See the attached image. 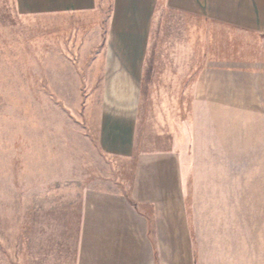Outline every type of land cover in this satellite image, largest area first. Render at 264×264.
Segmentation results:
<instances>
[{"label": "rangeland", "instance_id": "rangeland-1", "mask_svg": "<svg viewBox=\"0 0 264 264\" xmlns=\"http://www.w3.org/2000/svg\"><path fill=\"white\" fill-rule=\"evenodd\" d=\"M109 2L33 16L0 0V264H76L85 193L127 188L99 143ZM211 29L159 4L135 149L180 156L195 264H264V136L214 137L191 104L209 50L253 62L264 39Z\"/></svg>", "mask_w": 264, "mask_h": 264}, {"label": "crops", "instance_id": "crops-1", "mask_svg": "<svg viewBox=\"0 0 264 264\" xmlns=\"http://www.w3.org/2000/svg\"><path fill=\"white\" fill-rule=\"evenodd\" d=\"M159 4L208 22L212 31L264 39V0H110L99 143L107 157L131 171L124 190L85 193L76 264H195L180 156L135 149L140 89ZM15 6L23 15L85 14L97 0H15ZM208 53L192 80L193 112L206 115L197 119L208 121L214 137H247L252 131L263 137L264 58L233 63L229 50Z\"/></svg>", "mask_w": 264, "mask_h": 264}]
</instances>
